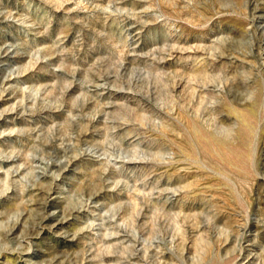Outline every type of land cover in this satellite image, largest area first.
I'll return each instance as SVG.
<instances>
[{
	"label": "rangeland",
	"instance_id": "rangeland-1",
	"mask_svg": "<svg viewBox=\"0 0 264 264\" xmlns=\"http://www.w3.org/2000/svg\"><path fill=\"white\" fill-rule=\"evenodd\" d=\"M0 264H264V0H0Z\"/></svg>",
	"mask_w": 264,
	"mask_h": 264
},
{
	"label": "bare ground",
	"instance_id": "bare-ground-1",
	"mask_svg": "<svg viewBox=\"0 0 264 264\" xmlns=\"http://www.w3.org/2000/svg\"><path fill=\"white\" fill-rule=\"evenodd\" d=\"M51 214L53 213V211L51 210V212H50Z\"/></svg>",
	"mask_w": 264,
	"mask_h": 264
}]
</instances>
